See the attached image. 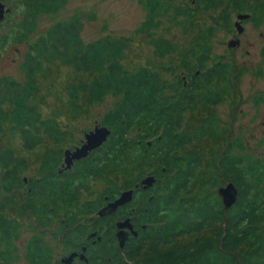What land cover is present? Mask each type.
<instances>
[{
	"label": "trees",
	"instance_id": "obj_1",
	"mask_svg": "<svg viewBox=\"0 0 264 264\" xmlns=\"http://www.w3.org/2000/svg\"><path fill=\"white\" fill-rule=\"evenodd\" d=\"M22 1L20 21L0 37L1 46L27 44L19 65L22 80L0 76V141L6 126L14 141L0 147V264H16L19 246L27 264H60L52 262L54 248H73L100 204L121 190H140L139 181L150 174L155 182L147 193L138 191L141 205L132 212L145 224L139 226V240L130 242L122 255L110 238L114 225L109 221L102 241L107 251L97 264H264V161L245 151L240 135L229 136L223 150L211 147L207 161L199 147L188 148L205 139L223 140L225 128H218L214 114L192 128L182 127L186 112L207 111L232 86L209 83L230 82L244 73L229 62L208 64L218 22L195 30L192 20L197 12L202 16L222 8L218 18L227 27L230 11H244L249 0H193L185 8L168 0H140L145 15L129 35L106 34L90 41L82 39L81 29L83 19H95L93 11L74 13L30 37L37 16L57 13L67 0ZM253 1L257 4L247 10L258 26L264 20V0ZM164 20L192 35L181 44L169 40L157 31ZM136 38L145 39L157 58L168 56L172 65L125 67L120 59ZM53 63L92 75L69 84L68 115H78L107 95L116 97L99 120L110 129L106 141L65 170V131L54 115L44 116L37 108L42 98L38 79ZM178 69L192 77L186 86ZM164 71L173 73L171 81ZM46 141L52 146L42 150L35 171L27 175L30 162L23 155ZM98 180L104 186L94 198L84 199ZM224 181L238 190L228 209L217 193ZM133 204L117 212L122 215ZM25 226L31 234L21 244ZM184 235L190 238L175 243Z\"/></svg>",
	"mask_w": 264,
	"mask_h": 264
},
{
	"label": "rangeland",
	"instance_id": "obj_2",
	"mask_svg": "<svg viewBox=\"0 0 264 264\" xmlns=\"http://www.w3.org/2000/svg\"><path fill=\"white\" fill-rule=\"evenodd\" d=\"M168 1L183 8L194 5L193 0ZM22 9L23 6L16 10V13H18L17 17H14V14L11 16V28L14 27L13 23L20 21V10ZM90 11H93L96 16L94 20L83 19L81 36L84 41H90L106 34L112 36L129 35L143 20L145 15L140 0H67L63 8L57 13L37 16L35 32L30 37L37 36L55 21L65 20L74 13L89 15ZM221 12L222 8L202 16L199 15L200 12H197L192 20L195 30L213 23V20L218 22L211 39V59L208 64L211 66L224 54L223 59H221L229 60L232 67H240L244 62L247 64V70L236 78V84L229 89L228 94L223 97L220 103L211 106L207 111L198 109L195 112L185 113L182 127L192 128L198 125L204 117L214 114L213 117L218 123V128H225L223 140L213 142L211 139H205L189 145L188 148L199 147L204 153L205 161H207L210 159L211 154L209 151L211 147L223 150L226 139L229 136L240 135L245 141V151L252 157H257L264 161V70L263 74L260 75L258 73L259 67H257V70L255 69L257 64H261L264 67V62L259 54L261 47L264 45V25L254 27L249 22H245L243 31L238 34L240 43L233 49L227 46V41L237 32L233 25L234 21L237 20V11H230L227 27L222 26V19L218 18ZM179 21H182V19H179ZM163 22L162 27L157 31L169 40H174L181 44L187 40L188 36L192 35L183 34L178 24L171 25L166 20ZM10 26H7L8 31ZM167 28L168 31H166ZM8 31L7 29L0 31V37L5 35L4 33L9 34ZM26 48L27 44L24 42L19 44L7 42L2 46L0 45V76L7 75L22 80L23 74L19 65ZM16 50L19 52L17 53ZM168 60V56L163 59L157 58L153 53L152 47L146 43L145 39L137 38L130 43L125 55L120 59L121 63L130 70L135 69L139 65H148L153 68L163 62L167 66L172 65L168 63ZM175 60L178 62L177 57ZM46 67L45 74L38 79V94L42 95V98L37 103V108L44 116L54 115L57 118L59 126L65 131V143H62V146L63 148H70L71 145H78L80 140L83 139L84 132L93 129L96 121L99 122L102 114L116 100V97L107 95L101 103L85 108L78 115H68L67 90L69 84L86 79L90 80L92 75L75 72L60 63L47 64ZM177 74H181V69H178ZM163 75L168 81L172 80L173 73L171 71H164ZM38 97L35 98L36 101ZM258 98L261 100L256 104L255 101ZM7 143L12 145L14 141L10 138L6 126L1 136L0 147L5 146ZM51 146L50 142L46 141L41 148H35L23 155L30 162L26 171L27 175L35 171L42 150ZM226 183L224 181L220 186ZM103 186L104 184L99 180L92 182L91 191L84 193L83 198H94ZM24 228L26 230L22 233L21 238L23 241L20 242L21 244L31 234V231L26 226ZM49 238L47 235L46 240L48 241ZM189 238L186 235L180 236L176 238L175 243H184ZM50 244L53 246L55 243L50 242ZM19 248L21 256L16 264H27L23 256L24 247L19 246ZM62 253L61 246H56L53 251L52 262L56 261L57 257ZM128 264H139V262L132 261Z\"/></svg>",
	"mask_w": 264,
	"mask_h": 264
},
{
	"label": "flooded vegetation",
	"instance_id": "obj_3",
	"mask_svg": "<svg viewBox=\"0 0 264 264\" xmlns=\"http://www.w3.org/2000/svg\"><path fill=\"white\" fill-rule=\"evenodd\" d=\"M22 3H23L22 0H0V14H2V16L0 18V31H3L4 29H7V31H8L7 26L11 25L10 18L13 14H14V17L18 16V13H16V10L19 9V7L23 6ZM256 4L257 3L254 2L253 0H249L247 2V8L244 10L245 12L237 11V15H236L237 20L234 21V23L238 21V17H237L238 14H248V16L246 18L240 20V23L242 24V26L245 25V22H249L250 25H253L254 27L263 26L264 20H261V23L258 26H256L255 21H254L253 16H252V12L247 10L249 8H252V6H254ZM243 29H244V26H243ZM236 33L233 34V37L231 39H239V37H238L239 33H237V34ZM4 34H6V33H4ZM239 43H240V39H239ZM239 43L235 47H231V48H233V49L236 48L239 45ZM16 52L18 53L19 51L16 50ZM259 54L261 56V59L264 62V45L261 47ZM223 55L224 54H222L221 57L218 58V60L222 61V62H229V64L231 65V62L229 60H222ZM215 62H217V61H215ZM232 63H233V61H232ZM246 65L247 64L244 62L240 65V67H242L244 69V72H245V70H247ZM240 67H238V68H240ZM257 67H259L258 73L260 75L263 74L264 67H262L261 64H257V66L255 67L256 70H257ZM181 78L183 80V86H186L192 77L187 74V71L182 70L181 71ZM209 84L210 85H232L231 88H233L234 85L236 84V77L232 76V80L230 82L223 81V82H214V83H209ZM257 100L260 102L261 99L258 98V99H256V101ZM256 101H255V103H256ZM82 140L83 139L80 140L78 145L81 144ZM74 146H76V145H73V147ZM75 161H77V160H74V163H75ZM150 175H153V174H150ZM149 188L150 187L144 189L140 185V190H138V191L139 192L143 191L144 193L145 192L147 193V190ZM125 190H127V189H125ZM122 191L123 190H121L120 192H122ZM138 191L134 192V188L132 189V198L129 202H133L134 204L131 206L130 211L125 210V213H123L122 215L117 212L118 209L120 207H123L125 204H127L129 202L125 203L124 205L118 206L116 208V210L110 214L100 216L97 213L99 209H101L103 206H105L108 202H110V201L114 200L116 197H118L120 193L114 199L106 200L105 203L100 204V206L97 208V210L95 211V213L93 215L94 219H92L91 222L90 221L87 222V224H89L88 232L82 238L78 239L77 242H75V245L73 248H70L66 252H63L61 255H59L57 257L56 260H59V263H60V259L62 257H65L69 254H74L73 259L70 262V264H89V263L94 264V262L97 264L101 260L100 259L101 256L104 258L105 253L103 251H107L106 246L103 244L102 241H103V235L105 234V231L108 229L107 224L109 223V221H113V225H114V228L112 230V234H111L110 238H112L114 241H116L118 246H119V239H118L117 233L121 232L123 235H125L123 246L122 247L119 246V249L123 255L124 252L127 251L126 247L129 246L128 244H130V242L134 241V239L139 240V235H140L139 226H141L142 228L145 227L144 223L138 222L139 219L137 216L132 215V212L139 205V203L141 205V199H138L139 198ZM126 213H129V215L123 216ZM125 219H129L131 227L125 226L123 228H119L117 226V223L122 222ZM90 223H91V225H90ZM94 224H96L97 226L92 231L91 226ZM119 238H120V236H119ZM108 260L110 261L111 257H108ZM60 264H62V263H60ZM109 264H118V262L117 261H115L114 263L110 262Z\"/></svg>",
	"mask_w": 264,
	"mask_h": 264
},
{
	"label": "water",
	"instance_id": "obj_4",
	"mask_svg": "<svg viewBox=\"0 0 264 264\" xmlns=\"http://www.w3.org/2000/svg\"><path fill=\"white\" fill-rule=\"evenodd\" d=\"M2 14H0L1 18ZM248 14H238V21L234 23L235 28L238 33L243 31V26L240 23V20L246 18ZM239 43V39H230L227 41L228 47H235ZM110 134V129L102 124H99L97 121L93 127V129L84 132V138L80 145L74 146L71 148H65L63 150V162H62V170L70 169L74 160H79L86 157L92 150L101 146L107 139ZM26 179V178H25ZM24 179V180H25ZM155 182V178L153 175H146L140 180V185L142 188L146 189L151 187ZM237 187L232 182H227L225 185L220 186L217 189L218 196L220 197L221 203L224 209H228L231 207L237 200ZM132 198V189L123 190L120 192L119 196L114 200L108 202L105 206L98 210V215H106L114 212L118 206L124 205L129 202ZM117 226L119 228H123L125 226L131 227L129 219H125L122 222H118ZM119 239V246H123L125 235L121 232L117 233ZM120 236V238H119ZM74 254H69L60 259V263L62 264H70L73 259ZM169 264V263H167Z\"/></svg>",
	"mask_w": 264,
	"mask_h": 264
}]
</instances>
